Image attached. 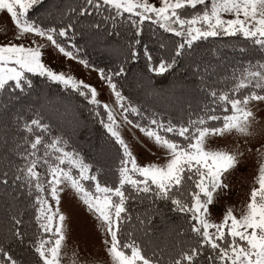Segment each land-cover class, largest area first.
<instances>
[{
	"label": "snow or ice",
	"instance_id": "obj_1",
	"mask_svg": "<svg viewBox=\"0 0 264 264\" xmlns=\"http://www.w3.org/2000/svg\"><path fill=\"white\" fill-rule=\"evenodd\" d=\"M46 2L0 0L14 25L0 42V264H102L65 251L60 205L68 189L97 219L106 264H264V125L257 118L264 111V0H61L55 12ZM146 30L161 33L159 57L143 46L148 72L175 74L183 63L194 77L179 115L145 108L122 91ZM100 33L127 34L114 67L93 64L77 42ZM206 43L215 60L225 49L238 54L231 72L200 55ZM48 49L96 72L114 105L91 83L51 67ZM38 82L60 93L46 95L39 108L28 100ZM77 100L104 130L99 155L114 149L107 169L75 146L65 116ZM125 129L138 130L161 155L141 163ZM233 136L251 146H209ZM245 151L256 157L246 200L215 220L210 206L229 190Z\"/></svg>",
	"mask_w": 264,
	"mask_h": 264
},
{
	"label": "trees",
	"instance_id": "obj_2",
	"mask_svg": "<svg viewBox=\"0 0 264 264\" xmlns=\"http://www.w3.org/2000/svg\"><path fill=\"white\" fill-rule=\"evenodd\" d=\"M61 0H47L44 4V9L55 12L53 4H59ZM76 0H63V4H75ZM44 9H41L43 11ZM124 31L123 29L121 30ZM158 31L157 37H153L150 31H145L142 44L139 46L141 59L137 62H129L127 67L129 71L126 74V79L121 81L122 91L131 99L145 108L159 109L165 113L180 114V103L184 100L191 99L190 92L195 87L194 77L191 71L181 64V67L175 74L165 73L156 75L147 71L146 62L143 58V46L146 44L155 57H159L161 52L158 49ZM224 40L228 43H234V40H229L227 37ZM77 42L84 45L89 58L93 64L100 67L111 68L123 60V52L127 45V34L120 37L105 36L100 33L95 36L77 37ZM211 47L210 43L203 44L198 52L212 65H219L218 71L231 72L232 65L239 59L238 54H233L230 49H225L219 60H215L208 53L207 49ZM183 93V95H182ZM49 96L55 100V97L60 93L55 85L45 86L39 84L34 90L33 95L28 98L34 107L39 108L44 103V97ZM66 114L65 120L71 122V127L74 130L73 141L75 146L79 148L83 155L92 159L101 160L105 168L112 165V157L114 149L110 146L106 147L103 155H99L100 146L103 143L104 133L103 128L98 122L93 121L86 110L82 108V102L77 100ZM61 111L63 108L61 107ZM102 111V109H101ZM83 112V115H81ZM27 219V218H26Z\"/></svg>",
	"mask_w": 264,
	"mask_h": 264
},
{
	"label": "rangeland",
	"instance_id": "obj_3",
	"mask_svg": "<svg viewBox=\"0 0 264 264\" xmlns=\"http://www.w3.org/2000/svg\"><path fill=\"white\" fill-rule=\"evenodd\" d=\"M14 32V25L11 23L10 16L3 11H0V42H5L6 37L11 38ZM38 39V38H37ZM45 60L56 70L70 72L79 79L91 83L99 92V99L104 103L114 105V97L110 90L99 81L98 74L91 69H85L82 65L77 64L76 61L66 60L62 55H59L52 49L46 51ZM256 111V109H254ZM257 118L261 125H264V111H257ZM133 132L139 139H133ZM124 136L132 145L134 154L137 155L141 163L155 161L160 151L150 142L144 138L138 130L129 132L124 130ZM236 143H240L241 150H245L251 145H245L243 139L237 140L235 136L229 140H211L209 146L212 147H235ZM252 145L259 146L256 140H252ZM155 153L156 155H153ZM256 157L253 153L245 151V155L240 157V164L228 179L230 184L229 190L221 193L218 197L217 203L210 206L211 217L215 220L222 218V212L227 207H232L239 210L246 200V193L251 184V177L254 173ZM61 210L67 217L66 231L68 238L66 241L65 251L72 253L76 251L77 258L81 261H100L106 264L108 257L104 251V234L98 227V221L87 208L79 201L70 189L61 194ZM67 260V258H66Z\"/></svg>",
	"mask_w": 264,
	"mask_h": 264
}]
</instances>
